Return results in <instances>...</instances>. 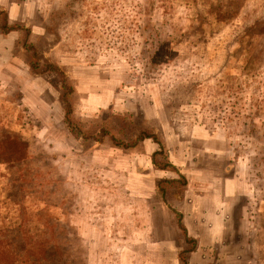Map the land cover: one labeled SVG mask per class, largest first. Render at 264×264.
<instances>
[{
    "label": "rangeland",
    "instance_id": "obj_1",
    "mask_svg": "<svg viewBox=\"0 0 264 264\" xmlns=\"http://www.w3.org/2000/svg\"><path fill=\"white\" fill-rule=\"evenodd\" d=\"M71 1L0 0V13L30 28L43 59L71 80L76 116L92 122L89 128L101 132L112 122L128 137L154 136L130 151L76 139L61 80L32 71L23 32H0V154L12 144L60 141L56 156L72 186L63 192L64 182L54 186L31 167L26 178L32 172L38 180L24 186L18 169L0 158V261L67 264L59 257L51 262L41 247L65 223L76 234L63 230L57 247L59 240L83 239L85 264H264V0H81L68 8ZM50 4L76 12L60 17L61 31L48 29ZM147 5L155 19L145 31L136 23L140 32L128 51L99 48L108 41L110 11L145 17ZM160 5L199 23L194 43L182 37L187 30L180 22L171 21L180 34L166 28L169 48L193 60L186 93L178 97L163 94L159 75L166 49ZM247 96L259 100L245 103ZM158 151L165 155L158 160L171 166H156ZM86 202L91 230L79 218ZM20 225L27 251L5 234Z\"/></svg>",
    "mask_w": 264,
    "mask_h": 264
},
{
    "label": "trees",
    "instance_id": "obj_2",
    "mask_svg": "<svg viewBox=\"0 0 264 264\" xmlns=\"http://www.w3.org/2000/svg\"><path fill=\"white\" fill-rule=\"evenodd\" d=\"M81 0H72L69 4V7H75L76 4H78ZM118 3L120 1H117ZM72 4V5H71ZM51 6V19H50V25L48 27L49 30L53 32L61 31L63 30V27L60 23H58V20H61V16L69 15L71 18H75L76 12L74 14V11L71 9V12L68 13L67 10H59L55 9L56 7L52 4ZM160 8H165V11L158 16L159 20H163V26L162 30L159 32L162 35H166V49L164 53V62H163V70L159 74L161 79H163L162 84V90L163 94L167 95H185L186 88L188 85V77L189 73L192 69L191 68V62L188 61L186 58L185 60L181 59L182 50L177 49L174 47V49H170L169 47L174 45V42H170L171 36L170 33L166 31L167 27H171L174 31L173 35L180 34V32H177V25L174 23L180 22L184 27L186 28L187 32L182 33V37H185L186 41L194 43V39L191 34H193L195 31V27L199 26V23L195 19H187L185 18L181 13H179L177 10L175 11L174 8H168L164 7V5H160ZM107 11V9H104ZM146 14L145 17H135V16H127L123 13H116L115 11H110V14H112V25L108 29L106 37H108V41L106 44H102L99 48H118L121 51L129 50V46L131 45V42H135V39L133 37L134 33H139L140 29H136V23L143 22L144 26H141L143 28L142 30H147L151 25L152 21L155 19L156 12H154V9L150 8L148 5L146 6ZM169 18L170 21H166V18ZM152 20V21H151ZM171 21H174L172 23ZM0 24H2L0 28V32H4L6 34H10L13 32H23L25 34L24 39V48L27 53L32 54V60L30 62V67L35 74L43 75L47 73H55L56 76L61 80L60 84L62 85V101L65 104V111L67 112V119L66 123L68 127H70L71 133L76 139H82L87 141H98V140H107L110 143L114 144L117 147H121L125 150H133L137 148L141 142L144 140L151 138L152 134L150 133H142L135 138L128 137L127 133L125 134L124 129L117 130L116 128H111L113 126L112 122H105L102 125V131L97 132V127L93 126L89 128V124L92 122H85L80 118H77L76 116V106H75V96L74 92L72 91V82L69 80V78L66 76V74L57 66L49 62L48 60L43 59V55L39 53L38 47L36 42L34 41V33L33 31L28 28L25 24L14 22L10 19L9 15L7 13H0ZM52 24V27H51ZM151 24V25H150ZM58 28V29H56ZM109 33V34H108ZM188 33V35H187ZM68 35H70L68 33ZM201 36V35H200ZM203 37V36H201ZM205 38V37H203ZM170 44V45H169ZM93 50H97L96 54H98L99 48L96 47V44L94 43L92 45ZM196 48V47H195ZM89 52L85 53L83 52V55L89 57ZM190 53H193L190 50ZM194 55L196 52L193 53ZM230 53H227V60ZM91 58V57H90ZM258 56L256 57V59ZM249 71H251L249 69ZM167 80L170 82V84L167 83ZM165 81V85H164ZM254 93V91L252 92ZM257 98L254 96H247L245 98V103H248L250 101H255ZM259 99L256 100L258 102ZM248 112V111H247ZM253 112V111H251ZM88 125V126H87ZM39 140V139H38ZM37 140V141H38ZM157 140V138H156ZM10 142H13L10 140ZM159 142V141H158ZM28 142L25 141L24 144H27ZM47 143V146H46ZM159 144H161L159 142ZM10 145V144H9ZM7 147V146H6ZM62 147V144L60 141H56L55 139L49 138L44 143H39V145H36V147H27V145L24 146V148L20 147H14V144L8 146L4 153L0 154V158L4 160H8L5 163V165H9L11 168L18 169L19 175L17 176V179L22 183V185L25 186L26 182L31 179L32 182H36L38 180L37 176L31 175L28 178H26V168L31 167V170L33 173L39 174H45L43 178L47 176V182L52 183L54 186H60V183L64 182V185L61 187V190L65 192V185H68L70 187L71 184L67 181V178H70V174L63 169L59 164V157L56 156V153L58 150ZM163 159H165V155L162 151H158L155 153V161L158 165L165 164L167 166H171L169 163H166L162 160H158L159 156ZM25 169V170H24ZM52 176L55 177L56 180L53 179V177L50 175L51 170ZM27 171H30V169H27ZM42 178V180H43ZM49 179H51L49 181ZM52 222V221H51ZM94 222V221H93ZM96 222V221H95ZM95 224V223H94ZM71 227L65 223H59V227L57 229L51 230L50 239H47L46 241H43L41 243V247L46 250V252L49 255V260L54 261V263L57 260H64L67 264H85L86 263V244L83 239L79 237H75L74 239L70 237L69 241H66V239L59 240V245L57 247V236L62 235L63 230L70 231L71 235L76 234L75 230H70ZM6 236L11 237L17 242V250H20L24 247L22 250L27 251V244L29 242V239L25 235V227L23 225L18 226L17 228H14L12 230L6 231ZM189 243H193L190 239L188 240ZM187 241V242H188ZM75 243V244H74ZM4 252V251H3ZM31 253V252H30ZM3 253H0V256H2ZM41 254V253H40ZM39 254V255H40ZM59 257V259H58ZM15 258V256H13ZM43 260L47 259L46 254L42 257ZM49 261L46 262V264ZM0 264H4L0 261Z\"/></svg>",
    "mask_w": 264,
    "mask_h": 264
},
{
    "label": "crops",
    "instance_id": "obj_3",
    "mask_svg": "<svg viewBox=\"0 0 264 264\" xmlns=\"http://www.w3.org/2000/svg\"><path fill=\"white\" fill-rule=\"evenodd\" d=\"M159 123H162V120L161 121H159ZM109 153L110 154H118V152L116 151V150H114V149H109ZM108 161V164H110V163H112V162H114V161H116V159H114V158H106V160H105V162H107ZM98 165H102L103 166V164L102 163H99ZM2 167V166H1ZM117 170H119V168H116L115 169V171H117ZM80 175V173H79V171H77V177ZM83 193H88V192H83ZM84 215L83 216H81V217H79V218H81V225H83V228L84 229H87V230H91V228L92 227H89V228H86L87 227V225H89V223H87L86 224V222L88 221L87 220V217H88V206H87V202H86V205H85V207H84ZM86 224V225H85ZM85 225V226H84ZM100 237H102V236H100ZM175 242V241H174ZM96 246H97V243H96ZM100 248H97L96 250L98 251ZM174 253V252H173ZM167 255H169L168 253H166ZM175 254H176V252H175Z\"/></svg>",
    "mask_w": 264,
    "mask_h": 264
}]
</instances>
